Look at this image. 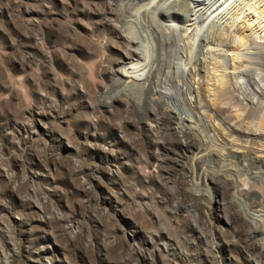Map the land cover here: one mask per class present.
I'll use <instances>...</instances> for the list:
<instances>
[{
	"label": "rangeland",
	"instance_id": "obj_1",
	"mask_svg": "<svg viewBox=\"0 0 264 264\" xmlns=\"http://www.w3.org/2000/svg\"><path fill=\"white\" fill-rule=\"evenodd\" d=\"M117 18L116 0H0V264H264L241 167L199 169L190 122L111 86Z\"/></svg>",
	"mask_w": 264,
	"mask_h": 264
},
{
	"label": "bare ground",
	"instance_id": "obj_2",
	"mask_svg": "<svg viewBox=\"0 0 264 264\" xmlns=\"http://www.w3.org/2000/svg\"><path fill=\"white\" fill-rule=\"evenodd\" d=\"M116 13L127 54L111 86L190 122L199 169L241 167L237 192L255 209L246 220L264 227V0H116Z\"/></svg>",
	"mask_w": 264,
	"mask_h": 264
}]
</instances>
